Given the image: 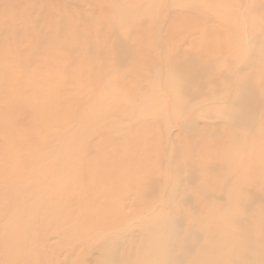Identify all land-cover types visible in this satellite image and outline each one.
Segmentation results:
<instances>
[{"label": "bare ground", "instance_id": "obj_1", "mask_svg": "<svg viewBox=\"0 0 264 264\" xmlns=\"http://www.w3.org/2000/svg\"><path fill=\"white\" fill-rule=\"evenodd\" d=\"M87 1L117 14V27H135H113L115 38L110 24L102 28L105 47L92 63L91 51L75 52L77 97L0 87V133L27 138L0 142L12 166L0 165V264H264V19L251 14L264 0H215L224 16L213 18L194 14H211L214 0H187L169 17L155 3L144 9L146 0ZM15 4L0 0V29L11 34L17 27L5 16ZM239 4L247 14H237ZM72 14L67 20L95 27L91 14ZM160 19L166 29L146 31ZM247 25L257 32L251 45ZM117 40L132 45L116 49ZM31 72L19 76L39 77ZM57 74L46 80L66 86ZM19 91L28 92L23 102Z\"/></svg>", "mask_w": 264, "mask_h": 264}, {"label": "rangeland", "instance_id": "obj_2", "mask_svg": "<svg viewBox=\"0 0 264 264\" xmlns=\"http://www.w3.org/2000/svg\"><path fill=\"white\" fill-rule=\"evenodd\" d=\"M16 1V3L18 4V3H20L21 2V4H19V5H21V7H22V9L21 8H19L18 6L19 5H17V4H15V6L16 7H13L12 9H11V11L10 10H7V13H6V19H8V20H12L13 21V23H14V28H12V29H14L15 30V26L17 27L16 28V33L14 34H11V33H9V32H6L5 30H3V29H0V54L2 55V56H0V58L2 59V58H5L6 59V56H7V54H8V56L10 57V58H8V59H10V62H11V64H10V62H9V64L7 63L9 60L7 59V62H6V64H5V59H2V61L4 62H2V61H0V62H2V64H5V65H1V63H0V68H1V71H3V70H6V71H3V72H1L0 71V81H2L3 83H1V85H0V87H1V89H2V87H4V90H5V86H6V90H8V92L9 91H11V92H13L12 91V87L11 88H9L10 87V85L11 86H13L14 85V89H16V85H15V83H18L19 85H27L28 87L30 86V87H33V90L34 89H36V88H40V89H45L46 90V88H48V87H53V88H55L56 90H59V94H58V96H57V94H53L54 96L56 95V97H59L60 99H61V97L63 96L64 97V99H66L67 98V100L69 99L68 98V95H70L69 97L70 98H72V96L74 97H77V93H78V90H77V87H76V85H77V81H74V79H75V77L73 76L75 73V69H76V66H74V64H77V61H78V58H79V56L80 55H77V54H75V52H77V50H84V52H87V53H90V51H91V53H90V55L88 54V55H86L85 56V61H86V63H92L93 61H94V59L97 57V55L99 54V53H101V51L103 50L102 48H104L105 46L103 45V44H105L104 43V41L103 40H101V36H102V33L103 32H105L106 30H107V28H108V26H109V24H110V26H109V29H108V31H113V27H115V30L114 31H116V29H119V27L121 26H123V25H125V26H127V24H126V22H124V24L122 25H120L119 27H117V25L116 24H114L116 21H117V19H118V15L117 14H109L108 13V11H105L104 9H102V7L101 8H99V7H95L96 5H90V3H87L88 1L86 0V3H83L82 4V2H83V0H81V1H79V0H15ZM73 1V2H72ZM77 1V2H76ZM95 1H98L100 4H102V2L100 1V0H95ZM94 1V2H95ZM125 1V0H124ZM126 1H129V0H126ZM125 1V2H126ZM136 1L137 0H134V2H132V3H136ZM160 1V2H159ZM178 1H179V3H178ZM80 2V3H79ZM85 2V1H84ZM90 2H93L92 0L90 1ZM105 2V4H106V2H109V4L111 3H114V5L117 7V3H115V2H123V0L121 1V0H106V1H104ZM103 2V3H104ZM149 2V3H148ZM153 2V3H152ZM158 2V3H157ZM166 2V3H165ZM181 2V3H180ZM124 3V2H123ZM123 3H120L121 5H123ZM155 3V6H156V8L158 9V7H160V12L161 13H163L164 14V16L165 17H169V15L174 11V10H178V9H180V6H182V4L183 3H187V0H146L145 1V3H144V5H143V8L145 9V7L147 8V4H149L148 6H149V8L153 5ZM162 3V4H161ZM108 4V3H107ZM109 4H108V8H110L109 7ZM157 4V5H156ZM164 4V5H163ZM169 4H170V7H171V9H170V7H169ZM175 4V5H174ZM210 4V7L208 8L209 9V12H211V14L210 13H208V12H206L207 11V9H206V11L205 10H201V11H199L198 12V14H194V15H196V16H200V17H205V18H208V17H210V18H213L214 17V15L216 16H221V17H223L224 16V14L223 15H221L222 13H223V11L222 10H219L218 8H216V6H218L220 3L219 2H216L215 0L214 1H212V3H209ZM43 5H47L50 9V11H51V7L52 6H54L53 7V9L55 10L54 12L56 13H54L53 11H51V12H47L46 10L48 9L46 6H43ZM89 5V6H88ZM113 5V6H114ZM160 5V6H159ZM185 5V4H184ZM242 5H243V8H242ZM264 5V4H263ZM178 6V7H177ZM18 7V8H17ZM43 7H45V8H47L46 10H44L43 9ZM60 7H63L64 8V10H63V12H62V9H60ZM103 7H106L107 8V5L106 6H104V4H103ZM173 7V8H172ZM16 8V9H15ZM59 9V10H56V9ZM68 8V9H67ZM143 8H142V10H143ZM244 9V10H242V9ZM52 9V10H53ZM70 9H72L73 11L75 10V11H78V12H73V13H75L76 15H79V17H82L83 18V16H85V14L83 15V14H81L82 12L84 13H86V15L87 16H89L90 14V17H88L90 20H92V22L91 23H93V22H95L97 25H98V23H99V21H100V23H102L103 22V24H99V26H96V24L95 23H93V26L95 25V27H93L92 28V30H90L91 29V27H87V26H85L84 25V27H85V29H84V27H83V25L80 23L81 22V18H79L78 19V16H76L75 14L73 15L72 14V12H71V10ZM111 9V8H110ZM148 9V8H147ZM162 9V10H161ZM5 8H3V9H1L0 10V14H5ZM68 10V11H67ZM70 10V11H69ZM112 10V9H111ZM170 10H171V12H170ZM211 10V11H210ZM9 11V12H8ZM22 11V12H21ZM25 11V12H24ZM82 11V12H81ZM202 11H204V13H202ZM214 12V15L212 14L213 12ZM236 11H238L237 12V14H242V12H243V14H247V13H245V7H244V4H239V7L238 8H236ZM251 11V10H250ZM53 12V13H52ZM61 12L63 13V14H61ZM64 12L66 13V14H68L67 12H69V14L67 15V17H69V16H71V14L73 15V16H76L77 18V20H73L72 21V17H70L68 20H67V17L65 16V17H63V15H64ZM71 12V13H70ZM81 12V13H80ZM222 12V13H221ZM9 13V14H8ZM23 13V14H22ZM78 13V14H77ZM48 16H47V15ZM50 14H53L54 15V19H53V17L50 15ZM65 14V15H66ZM89 14V15H88ZM118 14H121V13H118ZM252 15H253V17H256V18H261V17H263V19H264V16H262V14H264V11L263 12H254V13H251ZM25 15V16H24ZM50 15V16H49ZM92 15H94V16H92ZM2 16V15H1ZM8 16V17H7ZM21 16H24V19H23V21H25V18L27 17V20L28 21H30L29 22V25H28V31L27 32H25L26 34L25 35H21L22 33H24V28H23V21L21 20ZM46 16V17H45ZM95 16H96V19H95ZM99 16L103 19V20H101L100 18H99ZM225 16H227V15H225ZM52 19H51V18ZM94 17V18H93ZM108 17V18H107ZM66 20H65V19ZM74 18V17H73ZM110 18V19H109ZM46 20V22H45V20ZM98 19H100V20H98ZM111 19H113V21H114V23H113V21L111 20ZM243 20H244V17L242 18ZM70 20V21H69ZM96 20V21H95ZM105 20V21H104ZM163 20V19H162ZM162 20L160 19V21H154V22H151V21H149L148 23H147V25H146V31H147V29H148V31H149V28H151V29H155V30H157V32H159V33H161V29H166L167 28V23L165 22V23H163L162 22ZM221 20V19H220ZM227 20H228V17H227ZM227 20H225V18H224V21H227ZM51 21L53 22L52 24H51ZM63 21V22H62ZM69 21V22H68ZM71 21H72V23H71ZM102 21V22H101ZM223 20H222V22L220 21V22H218V23H216V24H218V25H216V24H214V26H216V27H218V28H220L221 27V25L219 26V24H222L223 22H224ZM33 22V23H32ZM48 22V23H47ZM74 22H75V24H74ZM98 22V23H97ZM104 22L106 23V25H107V27H106V25L104 24ZM22 23V24H21ZM36 24V27H34V25ZM227 24V22H224L223 23V25H226ZM104 27H103V26ZM213 25V24H212ZM51 26H53V27H51ZM81 26H82V28H81ZM168 26H171V27H175V23L174 24H171V25H168ZM248 26H249V34H248V37H247V40L249 41V43H250V45H251V43H253V42H255L254 41V38H255V34H257V32L256 33H254V31L252 32V27H250V25H247V28H248ZM32 28V29H30V28ZM128 27L129 28H131V29H133L135 26H131V25H128L127 26V29H128ZM1 28H4L3 26L1 27ZM56 28V29H55ZM60 28V29H59ZM102 28H105V29H103L102 30ZM123 28H124V26H123ZM126 28V27H125ZM101 29V30H100ZM160 29V30H159ZM58 30H60V32H58ZM65 32H64V31ZM162 30V32H164ZM197 32H200L199 31V29L197 30V29H195ZM22 31V32H21ZM53 31V32H52ZM111 31V33H112V37L113 38H115L114 36L115 35H113V33L114 32H112ZM50 32V33H49ZM51 32H52V34H51ZM57 33H59L58 35H57ZM114 34H116V32L114 33ZM5 35V36H4ZM15 35V38L13 37ZM19 37H18V36ZM68 35V36H67ZM59 36V38H57ZM67 36V37H66ZM6 38V39H5ZM226 37L224 36L223 37V39H225ZM5 40H7V41H5ZM74 40V41H73ZM92 40V41H91ZM178 40H180V39H178ZM4 41V42H3ZM72 41V42H71ZM87 41L89 42V43H87ZM103 41V42H102ZM115 42V40H112V41H109V43H107V44H109V46L108 47H113V44H114V42ZM210 41H212L213 42V39H210ZM258 41H260V40H258ZM257 41V42H258ZM23 42V43H22ZM73 43V44H72ZM124 45V46H129V45H132V41H125V42H119L118 40H117V42H116V45H114L115 46V48L116 49H118L119 47L118 46H120V48L122 47L121 45L122 44ZM61 44V45H60ZM182 43L181 42H179L178 43V45H181ZM73 45V46H72ZM62 46H65V47H62ZM74 47V48H72V47ZM88 46H89V52L87 51L88 50ZM188 46V45H187ZM45 47H47V48H45ZM67 47V48H66ZM70 47V48H69ZM79 47V48H78ZM92 47V48H91ZM118 47V48H117ZM3 48H5L4 50H3ZM64 48H66V49H68V51H70V53H72L73 55H71V54H69V53H67V50H65ZM73 49L74 51H71L70 49ZM80 48H82V49H80ZM159 48V47H158ZM188 48H190V47H188ZM10 49V50H9ZM60 49V50H59ZM59 50V51H58ZM63 50V51H62ZM100 50V51H99ZM5 52H6V54H5ZM10 52V53H9ZM13 52H15V54H13ZM24 52V53H23ZM49 52H51V53H54L55 54V56H57L56 58L57 59H53L54 58V56H53V58L51 59L49 56H48V53ZM242 53L243 54H245V55H247V56H252V52L251 51H248V50H244V51H242ZM17 54V55H16ZM6 55V56H5ZM77 55V56H76ZM12 56V57H11ZM244 56V55H243ZM87 57V58H86ZM13 58V59H12ZM39 60V61H38ZM58 61H62L63 63H65V64H63V63H61V64H59V63H57ZM50 62H54V63H50ZM147 62H150V61H147ZM253 62V61H252ZM35 63V64H34ZM41 63H43V64H41ZM114 63V62H113ZM59 64V65H58ZM62 64L64 65V66H62ZM66 64H70L69 66L68 65H66ZM147 64H149V65H147L148 67H151V66H153L154 64L153 63H147ZM187 64H189V62L187 63ZM251 64H253V63H251ZM42 65H43V67H42ZM72 65V66H71ZM259 65V64H258ZM262 65V64H261ZM38 66H40V67H38ZM57 68H56V67ZM67 68H66V67ZM6 67V68H5ZM7 67L8 68H12V71H16L17 70V72H15L16 73V75L15 74H13V75H15V77H13V76H11V75H9L10 73H14V72H11L10 71V73H9V71H7L8 69H7ZM62 67H65V68H62ZM72 67H74V68H72ZM261 67H264L263 65L261 66ZM5 68V69H4ZM38 68V69H37ZM58 69H59V72L60 73H63L62 71L63 70H65L66 69V71H64V72H66V74L65 73H63L62 75L60 74V73H58L57 74V72H58ZM9 70H11V69H9ZM20 70H21V72H23L22 74L24 75L25 73L27 74L28 72H31V71H37L36 72V74H39V77H38V75H34V76H36V77H38V78H29L28 76H19V74H20ZM19 71V72H18ZM38 71H40V72H38ZM74 71V72H73ZM118 71H122V69L121 70H118ZM35 72H33V74H35ZM18 74V75H17ZM25 74V75H26ZM29 74V76L31 75V76H33L32 75V72H31V74L30 73H28ZM59 75V76H63L64 74V77L65 78H68L67 80L69 81V80H73V82H74V84H72V83H70V82H68V81H66L67 83H65L64 85H66V86H63V84L62 83H64V81L61 83V81H62V79H61V81H59L60 80V77H53V79L55 78V80H56V78L58 79L59 78V84L57 83L58 81L56 80L55 81V83L53 82V83H51L52 81H54V80H52V76H54V75ZM49 78V80L51 79L52 81L51 82H49V80H46V79H48ZM63 78V77H62ZM74 78V79H73ZM64 79V78H63ZM83 79V78H82ZM85 79V78H84ZM83 79V82L85 81ZM71 80V81H72ZM77 80V79H76ZM4 81H8V82H5V84H4ZM12 82H15V83H13V85L11 84ZM6 83H8V84H6ZM68 83H70V84H68ZM80 83V82H79ZM10 84V85H9ZM71 84L72 85H75V88H72L71 87ZM7 85H8V87H7ZM18 85V87H19V90L22 88V86H19ZM68 85H70L69 87H68ZM118 87H121V83H118V85H117ZM17 87V88H18ZM26 87V86H25ZM29 87V88H30ZM9 88V89H8ZM24 88V87H23ZM27 88V87H26ZM0 89V90H1ZM38 89H36V91L34 90V91H32V88L30 89L31 91L29 92V93H31V95H33L34 93H38L36 96L38 97V99L40 98V96H42V97H44L45 98V100H47V99H49V98H51L49 95H47L46 93H44L43 95H40V94H42L40 91H37ZM4 90H1L2 92L4 91ZM5 92H7V91H5ZM4 92V93H5ZM5 93L6 95L7 94H10V93ZM23 94H27L28 92H22V91H19V93L15 96L16 98L15 99H20V96L22 95L21 93ZM62 92H63V94H62ZM23 94V95H24ZM60 94H62V95H60ZM64 94H66L67 96H65ZM22 95V96H23ZM29 95V94H28ZM27 95V97H26V100H27V98H28V102H29V96ZM30 95V96H31ZM35 95V94H34ZM47 96V99H46V96ZM72 95V96H71ZM161 95H165V96H167V94L165 93V92H161ZM49 96V97H48ZM53 96V97H54ZM25 97V96H24ZM23 97V98H24ZM41 97V98H42ZM62 97V98H63ZM66 97V98H65ZM168 97V96H167ZM23 98H21L20 100H22L21 102H23V101H25V98L23 99ZM35 98V99H34ZM34 98H32L33 100H37V98L36 97H34ZM17 99V100H18ZM32 99H31V101H32ZM43 99V98H42ZM42 99H40V100H37L38 102L40 101V102H42V101H45V100H42ZM56 100H57V98H55ZM61 100H63V99H61ZM61 100H59L60 102H61ZM63 101H66V100H63ZM70 101H71V99H70ZM25 103V102H24ZM43 103V102H42ZM44 103H46V101L44 102ZM65 103V102H64ZM63 103V104H64ZM67 104H69L68 102H67ZM64 105H66V104H64ZM26 106H27V109H28V107H30L29 106V103H27V105H24V108H26ZM1 109H3V104L1 105L0 104V112H2L1 111ZM32 116V115H31ZM30 118H35V117H29V119ZM30 120H35V119H30ZM29 120V121H30ZM31 123V122H30ZM33 123V122H32ZM35 123H33L32 125H34ZM42 125V124H41ZM23 128H24V126H23ZM22 129V128H21ZM24 129H26V130H28L29 132L28 133H30L31 135H33V133H31L30 132V130L32 129L33 131H34V128H29V126L27 125V127H26V125H25V128ZM25 130V131H26ZM31 130V131H32ZM0 131H1V129H0ZM24 130L22 131L23 133L25 132ZM7 133V134H6ZM6 133H4V134H2V133H0V138H1V140H0V142H4V141H6V142H8L9 141V138H12V139H14V136H13V134H9L8 132H6ZM26 133V132H25ZM28 133H27V135H28ZM38 134H35V137L37 136ZM187 135V134H186ZM10 136V137H9ZM13 136V137H12ZM16 137H17V139H16ZM24 138V137H22V136H15V139L16 140H18L17 142H22L23 140H25V139H27V138H25V139H22L21 140V138ZM42 138L41 139H43V137L44 138H46V139H43V141H46L47 139H48V136H41ZM4 140V141H3ZM28 142V141H27ZM1 145H0V147H4V148H7V146H6V144L5 143H0ZM5 144V145H4ZM4 145V146H3ZM4 157H3V155H1L0 154V165H2V164H7V167L6 168H4V169H9V168H12V166L9 164V159H6L5 160V158L3 159ZM13 161H15V159H12ZM4 161V162H3ZM31 164V163H30Z\"/></svg>", "mask_w": 264, "mask_h": 264}]
</instances>
